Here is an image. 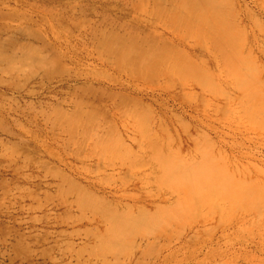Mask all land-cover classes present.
Here are the masks:
<instances>
[{
  "label": "rangeland",
  "instance_id": "obj_1",
  "mask_svg": "<svg viewBox=\"0 0 264 264\" xmlns=\"http://www.w3.org/2000/svg\"><path fill=\"white\" fill-rule=\"evenodd\" d=\"M0 264H264V0H0Z\"/></svg>",
  "mask_w": 264,
  "mask_h": 264
}]
</instances>
